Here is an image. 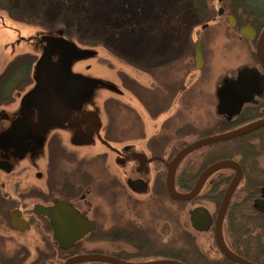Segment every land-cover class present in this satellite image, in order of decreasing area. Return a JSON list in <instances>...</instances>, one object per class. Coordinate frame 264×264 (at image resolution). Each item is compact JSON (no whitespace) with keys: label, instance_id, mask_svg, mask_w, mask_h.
<instances>
[{"label":"rangeland","instance_id":"374dc122","mask_svg":"<svg viewBox=\"0 0 264 264\" xmlns=\"http://www.w3.org/2000/svg\"><path fill=\"white\" fill-rule=\"evenodd\" d=\"M243 1L247 10L253 12L250 17L257 20L261 25L260 29L263 28L264 0ZM221 5L218 0L211 1L213 17L207 22L194 11L192 0H0V16L3 17V22L0 21V75L16 57L27 55L33 60L28 85L14 93L11 103L0 106V133H10L17 128L26 96L42 85L44 70L41 58L44 48L50 46L53 39L73 40L79 49L86 50L93 58L96 56L91 59L94 63L93 71H85L84 74L93 73L101 82L98 87L100 95L104 90L106 92L110 89L111 97L119 99L123 105L133 107L141 114L142 122L149 129L143 131L144 142L135 140L133 144L136 148L139 146L145 154H148L145 142L152 135L155 137V151L169 158L172 153H178L194 142L243 125L248 122L247 119L243 123L233 124L229 130H216L218 119H226L228 116L223 107V94L227 86L236 85L244 71L256 72L263 79L264 72L258 65L255 45L246 41L227 24V14L219 16ZM225 7L228 9L226 13L229 12L230 4L225 3ZM172 20H175V25H168ZM205 24L208 27L204 29L202 26ZM197 41L202 49L203 65L200 70L196 69L194 62ZM136 44L143 53L145 67L175 57L177 62L173 71L166 69V72L161 73L165 75L161 76L163 80L159 76L157 83L146 74L137 72L127 61L129 59L135 63L139 58V51H135ZM88 56L76 61L74 71L87 64ZM101 64L104 66H99ZM120 72H126L128 77L138 79L146 87L147 93L141 97L143 105L123 89L118 78ZM155 87L153 91L152 88ZM167 89L171 91L170 94L166 93ZM102 95L104 99L110 96L108 92ZM259 101H264L262 86L251 100L246 101L245 106ZM168 104L170 108H167ZM110 107L112 112L120 111L111 115L112 138L121 140L127 135L138 137L140 131L133 129L135 126L138 128L141 120L126 109H116L112 103ZM29 112L35 113L34 105ZM230 116L232 120L236 118V114ZM33 120L35 124L37 121L35 118ZM168 136V142L163 143ZM123 146L118 145L117 148L123 151ZM39 147L36 145L35 149L26 153H16L15 162L39 160ZM250 151L264 153V128L254 134L205 146L191 153L177 171V190L183 192L181 189L185 187L180 180L189 182L190 177L197 178L200 172H196L203 164L216 161L227 153L233 152L235 161L247 158V166H252L253 158L247 156L251 154ZM111 157L112 160L115 159L114 154ZM258 165L260 170H264V156L260 158ZM159 167L161 178L165 182L166 173L160 165ZM39 168L31 172L38 171ZM150 168L146 176H143L149 187L144 194H134L127 189L126 180L132 177L130 174L124 176L113 168V176L121 182L124 189L112 186L110 194L96 195L95 202L100 207L93 215L98 224L95 247H100L110 256L128 263L141 264L174 258L169 255L170 252L184 255L185 238L188 236L189 240L193 236L202 254L210 259L223 261L225 257L215 244L213 231L198 233L191 228L189 221V211L198 206L205 207L214 216L217 215L223 196L219 202L205 199L211 189V183L208 182L194 203L172 202L166 196L162 207L154 199V178ZM14 170L19 171L17 167ZM251 170L253 171L252 168ZM260 170L250 173L251 179H242L231 204L235 206L249 186L251 197L254 199L259 196L260 187L264 186V172ZM224 174L231 175L232 172L226 170ZM213 178H217V175L211 179ZM193 183L190 180V188ZM253 199L246 211L242 208V212L249 214L255 209ZM242 218L238 215L230 220L227 216L224 222L225 241L232 247L233 244L236 247V243H241L244 247H249L248 250L244 247L242 250L237 248L241 252H245L251 259L264 260V254L257 256V252H264V247L253 241L254 237H242L240 229L247 227V224L242 225L247 221V215ZM167 220L174 227L173 237L168 235ZM255 224L264 226V221L257 220ZM108 227L110 233L106 229ZM260 232L253 231V234ZM106 233L110 237H106ZM29 235L30 233L26 236ZM262 240L260 242L264 244V239Z\"/></svg>","mask_w":264,"mask_h":264},{"label":"flooded vegetation","instance_id":"af4514ba","mask_svg":"<svg viewBox=\"0 0 264 264\" xmlns=\"http://www.w3.org/2000/svg\"><path fill=\"white\" fill-rule=\"evenodd\" d=\"M239 2L244 7L246 6L244 4V1L240 0ZM219 3L222 4L220 8L224 10L222 15L227 14V18L229 15H233L237 20V27L234 28L237 32L240 27L252 26L258 32L259 37L264 27L258 30L252 24H246L242 26L239 25L236 14L232 12V9L238 4L237 0H222ZM225 3L230 4V11L227 13L226 10L228 9L225 7ZM246 11L247 12L243 13H241L240 11L239 15L241 17H247L253 14V12H249L248 10ZM2 19L3 17L0 16V21H2ZM174 21L172 20L168 22V25L170 23L175 25ZM207 27L208 24L202 26V28L204 29ZM55 40L58 39H53L50 46L44 48V55L42 56V58L47 54L48 51L49 63L48 65L44 66L41 58V66L44 70L43 83L41 86H39V89L31 91L26 96L22 110L23 114H21L20 116L17 128L10 133H0V142H2L3 140L9 139L11 138V136L18 133L19 124L22 118H25L26 122L29 124L28 133L23 137V143L28 146V148L24 152L19 150L16 143H11L6 146H0V163L6 162L10 166L9 171H5L0 168V264H65L68 259L80 255H109L105 250H102V248L95 247L94 242L98 224L96 223L93 215L94 211L100 207L97 206L95 202L96 195L110 194L112 186H118L120 189H124L121 185V182H119L113 176V168L117 169L118 172L120 171L124 176L130 174L129 176L132 178L127 179L125 185L127 189H129L132 193L138 194L130 189L127 182L129 180L145 181L143 176H146V174L148 173V168L151 167L152 176L154 178V184L152 185L154 199H156L157 202H160L162 205L165 202L164 199L161 200L158 196V191L161 189V187L158 188V181L159 178H161L159 165L164 169L166 173L165 176H167L166 163L170 162L176 154H171L169 158L164 154H158L155 151L156 144L154 142L155 137L153 135L151 136L152 138L147 139L145 142L148 154H145L141 149H139V146L136 148V146L133 144V141L138 140V142H144L143 131L145 129H149V126H146L142 122L143 118L141 114H139L136 109L130 106L128 107L134 112L132 113L135 114V117H137L142 122L137 125L138 128H136L135 126V128L133 129L140 131V135L136 138H134L133 135H127V137H124V139L121 140L113 139L111 136L110 119L112 110L110 105L113 100L119 102L120 104L123 103L120 102L119 99L111 97L110 89L106 90V92L104 90V93L102 92V94L108 92L110 95L109 98L104 99L102 97L103 95H100L98 93V87H100L101 82L98 81L93 73H90V75L84 74L85 71H93L94 63L91 61V59H94L96 56L94 55L93 58L90 53L87 54L86 50L79 49L78 46L73 43V40H66L65 42L73 50L81 53V56L73 59L66 68L65 83L61 80L60 67L66 59L67 53L54 46ZM250 43L254 44L256 49L257 43ZM137 45L138 44L135 45L136 53L137 51H139ZM86 55H89L87 57V64L82 66V68L77 69V71H74L76 61L85 58ZM139 55L140 56L136 59L135 63L129 59L126 60L128 61V63H130V66L135 67V70L137 72L146 74L153 80V82L156 83L157 77L159 79V76H165L161 73L166 72V69L169 71H173L177 62V58L172 57L166 62L159 63L151 67H145L144 56H142L143 53L141 50L139 51ZM102 65L103 64L99 66ZM259 68L260 70H262L260 66ZM252 73L244 71L241 79L244 75H249ZM128 76L129 75L126 72H120V74L118 75L119 81L123 85V89L130 92L133 95L134 99L139 101V103L143 105V102H141L142 99L138 98L133 92L129 91L125 87V85L126 81L128 79H131L140 88L145 89L146 87L138 79H135L133 77L130 78ZM241 79L236 83L235 86L230 85L226 87L225 93L223 94L222 98L223 107L224 110H226L228 116L226 117V119L220 117L218 119V123H220V121L235 123L242 120L244 115L245 117L243 119H247L248 122H244L243 125L227 132L241 129L247 125L264 119V101L255 102L252 105L245 106L246 101L251 100V97L258 92L260 86H262L264 90V79L262 77V82L258 85L257 90L254 94L246 99V101L242 105L232 106L229 93L235 91ZM50 81L51 83L53 82L54 88L48 91L47 83ZM152 89L154 91L156 87ZM41 92H47L48 99L47 97H44L43 100H39L38 95ZM166 93L170 94L171 91H168L167 89ZM29 98L30 101L28 102V104H26ZM33 105L35 106V113H30L29 109H31ZM167 108H170L169 104ZM230 111L232 112L231 114ZM233 114H236V118L234 120H232L230 116ZM34 118L37 121L35 124H33ZM262 128L257 129L249 134H254L256 131L261 130ZM78 132H83L91 137L92 143L88 145L75 144L74 139ZM168 138L169 136L167 138H164L163 143L168 142ZM122 144L124 145L122 148L123 151H121L120 148H117L118 145ZM36 145H39V148L41 150V158L39 160L33 161V159L27 162H15V156L17 155L16 153H26L30 150L35 149ZM167 146H169L168 143ZM96 147H98V149H96ZM250 153L251 154H247V156H250V158L252 157L253 159L255 158L258 162H260V158L264 156V153L257 154L253 151H250ZM111 154L115 155L114 160H112ZM222 160H216L210 163L200 172V174L212 164ZM228 160L235 161L234 159ZM241 161L242 160L240 158L239 161L235 162H237L241 167L243 176L242 179L245 177V175L250 176V173L258 172L255 170H251L253 166H247V171L245 173V169L242 166ZM253 162H255V160ZM15 167H17L19 171L14 170ZM37 167H40L38 171L31 172V170ZM256 169L260 170L259 165H257ZM226 170H230L232 172V174L229 175L231 177L228 183L229 186L234 177L233 170H221L214 175H217V177L219 175H223L224 171ZM260 171L264 172L263 169ZM214 175H212L207 180L205 185L208 182L211 183V178ZM198 177L194 181L192 187L188 189L191 190L194 187ZM37 182H39V184ZM175 186L177 189V177L175 179ZM263 188L264 186L260 187L259 196L253 200L254 207L255 201L262 198ZM164 189L166 190L168 198L172 202H175L169 197L167 193L166 180ZM189 191H186L185 193ZM199 195L194 200H196ZM57 202H62L70 205L83 217L95 223V229L92 232H90L82 240L73 243L67 249L63 248L55 238L54 227L50 219L47 216L37 215L34 212V208L36 205H41L44 207H54ZM255 210L259 212L256 208ZM15 211H19L21 213V216L28 222V230L18 231L11 225L10 214ZM227 213L225 219L227 218ZM261 214L264 215L263 213ZM213 217L215 218L216 215H213ZM167 222L168 235L170 237H173L174 227L168 220ZM106 229L109 231V233L111 232V230H109V227ZM211 230L214 233L213 226ZM28 233H30V235L27 237L26 235ZM106 237H110V234L109 236L107 234ZM225 244L233 253L240 256L238 252L241 253V251L239 250H242L243 247L241 243H236L238 244L236 247H234V244L232 247L231 244L229 245L226 241ZM88 246H91L92 248H88ZM169 246L171 247V245ZM96 263L97 262L80 264Z\"/></svg>","mask_w":264,"mask_h":264},{"label":"water","instance_id":"95a60500","mask_svg":"<svg viewBox=\"0 0 264 264\" xmlns=\"http://www.w3.org/2000/svg\"><path fill=\"white\" fill-rule=\"evenodd\" d=\"M222 0H218L221 2ZM223 9L220 8L218 11L219 16L223 14ZM228 25L231 28L237 27V20L233 15H229ZM239 35L247 40L248 42L257 43L255 49V55L259 66L264 72V29L258 37V32L252 26H243L238 30ZM54 46L65 51L67 57L60 67L61 80L66 83V68L70 62L76 57L81 56V53L73 50L65 41L55 40ZM43 65L46 66L49 63L48 51L47 54L42 58ZM195 63L196 69L200 70L203 65L202 59V49L199 41L195 43ZM262 82L261 76L258 73H252L249 75H244L240 83L236 87L234 92L229 93L232 106L242 105L246 99H248L257 90L258 85ZM87 84V83H86ZM54 88L53 82L47 83V90H52ZM44 97L48 99L47 92H41L38 95L39 100H43ZM30 101L27 100L26 104ZM232 112L230 111V114ZM264 127V119L247 125L241 129L213 135L194 142L191 145L184 147L179 151L175 157L168 163L167 176H166V189L169 197L175 202H190L194 200L202 191L207 180L217 173L218 171L231 169L234 171V177L227 187L223 200L220 204L218 213L214 218L208 209L202 206L195 207L189 211V221L191 228L198 233H207L211 230L212 226L214 229V239L218 250L224 255L225 258L236 264H255L237 254L233 253L225 244L223 238V222L236 189L238 188L242 180V170L240 165L233 160H222L216 162L205 169L198 177L194 187L187 193L179 192L175 186L176 172L184 159L189 156L194 151L201 149L205 146L213 145L220 142H225L233 140L244 135H247L257 129ZM29 130V124L26 122L25 118H22L19 124V130L16 135L11 136L9 139H5L0 142V146H6L11 143H16L19 150L24 152L28 146L23 143V137L27 135ZM75 144H91V137L83 132H78L74 139ZM0 168L9 171L10 166L6 162L0 163ZM128 186L133 192L138 194L145 193L148 189V185L143 180H129ZM255 208L264 214V188L262 189V198L255 201ZM34 212L37 215L47 216L53 227L54 235L60 245L67 249L73 243L82 240L90 232L95 229V223L83 217L77 210H75L70 205L62 202H57L54 207H44L41 205H36ZM11 225L18 231H25L29 229L28 222L21 216L19 211H15L10 214ZM90 262H102L105 264H133L123 261L121 259L115 258L109 255L103 254H89L80 255L70 258L65 264H80V263H90ZM141 264H184L176 260H160Z\"/></svg>","mask_w":264,"mask_h":264},{"label":"trees","instance_id":"16d2710c","mask_svg":"<svg viewBox=\"0 0 264 264\" xmlns=\"http://www.w3.org/2000/svg\"><path fill=\"white\" fill-rule=\"evenodd\" d=\"M211 1L212 0H192V8L194 9V11H196L197 15L200 16V18H202L204 21H207V22L210 21L211 18L213 17V14L211 13V8H210ZM237 1H238V5L232 9V12L234 14H236V16L238 18L239 25L242 26V25H246V24H252L259 30L261 25H259L257 23L256 19H252L250 16L241 17L239 15L240 11H241V13L247 12L246 11L247 8H245L239 2L240 0H237ZM32 64H33V60H31V56L28 57L27 55H25V56L16 57V59H14L12 62H10V64L6 67V69L0 75V106L11 103L14 100V98H13L14 93L20 91L22 88H24L28 85V83L30 82V69H31ZM126 83H128L127 84L128 86L126 88H128L129 91L133 92L138 98H141L142 95H145V93H147V89L140 88L131 79H128L126 81ZM172 96L174 97V95H172ZM112 104L115 105V107H117L116 109L121 110V108H123V109H126V111H129L130 113L133 112L128 106L120 104L119 102L112 101ZM119 112L120 111H113L112 113H119ZM156 116H158V114H156ZM244 117H245V115L243 116V118ZM243 118H242V120L237 121L235 123L237 124L239 122L246 121ZM235 123H227L225 121H220V123H218V126H217L218 128L216 130L222 131V132L225 130H229L232 127V125ZM160 154H162V153H160ZM172 154H176V153H172ZM233 156H234V153L231 152V153L225 154L220 159H224V160L233 159ZM220 159H217V160H220ZM245 159H247V158H245ZM245 159L244 158L241 159L242 160L241 164L244 167L245 173H246L247 164L249 163V160L248 159L245 160ZM253 161H254V159H253ZM253 161H252V163H253L252 169L255 171H258L256 169L258 162L256 160H255V162H253ZM209 164L210 163L203 164V166L196 172V174H198V172H201ZM192 177H190L189 182L186 180H183V181L180 180L182 185L185 186V187H182V189H181L183 192H186V190L188 188H190V186H189L190 180L192 181V183L196 180V176H192ZM245 177L247 179H251L250 176L245 175ZM230 179H231V177L228 174L219 175L217 178L212 179V181H211L212 188L209 191L208 195L205 197V199L212 200L213 202H219L221 200L224 192H225V188L227 187ZM164 185H165V182H163V178H159L158 188L161 187L162 190L160 189L158 191L159 192L158 196H159V199H161V200H163L167 196L166 190L164 189ZM249 188H250V186L248 187V189H245L243 191L244 192L243 196L241 198H239L240 202L238 201L239 204L237 202L234 206L233 204L230 203L227 216H229L230 220H232V219L234 220V218L238 217V215L241 218H242V216L246 217V215H247V221L244 222L243 224L241 223L243 226H244V224L245 225L247 224L246 228L241 227V229H240L242 237H247V235H248V237L249 236L254 237L253 241H256L260 246L264 247V244L260 242V241L263 242L262 239H264V226H259V225L255 224V222L257 220L264 221V215L257 212L255 209L250 211L249 214L242 212V208L245 209V211H246V208L249 207V204H250V202H252V199H253L251 197V194H250L251 189H249ZM198 199H199V197L196 200H193L192 202H187V203H194ZM254 199H255V197H254ZM180 203H182V202H180ZM159 204L163 207V205L161 203H159ZM241 222H243V220ZM257 230H259L261 232L259 234L256 233L253 236V231L257 232ZM186 237H187V238H185L186 239V245L183 246V249L185 252L184 255L178 254L176 252L174 254H172L170 252L169 255L174 257V258L171 257L170 260H176V261L182 262L184 264H234L226 258L223 259V261L213 260V259L208 258L204 254H202V252L196 246V244L193 240V236L192 237L190 236L189 240H188V236H186ZM179 248H181V247H179ZM244 248L248 250L249 247H244ZM177 249H178V246H177ZM259 250H260V248H259ZM238 254L240 256L246 258L247 260L255 263V264H264V260L259 259V258H255V259L252 258L251 259V257L249 255H246L245 252L244 253L238 252ZM261 254H264V252H262V253H260V251H259V253L257 252V256L261 255ZM96 264H98V263H96Z\"/></svg>","mask_w":264,"mask_h":264},{"label":"bare ground","instance_id":"6f19581e","mask_svg":"<svg viewBox=\"0 0 264 264\" xmlns=\"http://www.w3.org/2000/svg\"><path fill=\"white\" fill-rule=\"evenodd\" d=\"M131 45H134V44H131Z\"/></svg>","mask_w":264,"mask_h":264}]
</instances>
